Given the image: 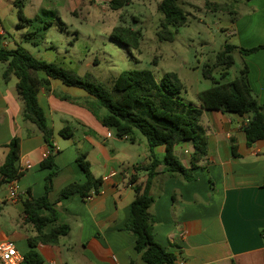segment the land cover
Returning <instances> with one entry per match:
<instances>
[{
  "label": "crops",
  "instance_id": "obj_1",
  "mask_svg": "<svg viewBox=\"0 0 264 264\" xmlns=\"http://www.w3.org/2000/svg\"><path fill=\"white\" fill-rule=\"evenodd\" d=\"M245 1L249 7L258 8L246 18L257 14L264 24V0ZM160 2L132 0L121 10L138 8L139 14L146 16L149 8ZM5 5L0 0V13ZM90 6L111 9L94 0H25L24 13L39 23L51 14L61 30L70 32L69 18L82 17L83 10ZM50 23L53 27L54 23ZM5 34L4 28L0 29L3 39ZM228 35L237 38L238 45H233L239 48L264 44L263 28L244 37L239 22L233 23ZM3 43L8 49L19 46L15 42V47H10L7 39ZM24 48L33 55L32 49ZM235 55L248 66L253 94L264 105V49L250 55L237 51L234 58ZM0 64V167L7 156L6 145L18 136L19 166L24 171L19 180L0 187V241L14 242L25 255L31 249L29 239L38 234L25 220L23 204L29 197L45 194L50 171L41 164L49 147L39 129L23 117L18 79L12 77L5 83L2 74L6 65ZM38 76L49 80L39 88L38 101L54 131V162L58 168L48 197L57 209V224L70 225L71 232L58 245L38 244L35 251L43 264H146L135 250L134 235L126 230L130 205L137 195L134 188L145 186L148 172L143 167L152 162L145 140L133 144L118 138L115 130L104 126L93 112L94 97L83 89L48 78L43 72ZM202 91L196 93L195 102L186 101L200 107L198 95ZM96 113L105 115L102 109H96ZM200 120L208 136V155L193 166L190 142L174 148L177 158L196 179L186 183L169 177L163 164L155 170L151 193L156 201L150 210L155 218V240L175 255V264H264V140L248 146L244 128L249 116L203 110ZM66 126L73 129L72 138L60 135ZM79 153L87 155L93 175L103 179L101 193L88 201L77 194L59 201L67 185L86 182L76 162ZM154 153L162 161L166 147L157 146ZM12 188L16 199L11 197Z\"/></svg>",
  "mask_w": 264,
  "mask_h": 264
},
{
  "label": "trees",
  "instance_id": "obj_2",
  "mask_svg": "<svg viewBox=\"0 0 264 264\" xmlns=\"http://www.w3.org/2000/svg\"><path fill=\"white\" fill-rule=\"evenodd\" d=\"M131 2L132 0H113L110 8L114 11L121 10ZM14 5L19 19L18 28L29 27L25 39L32 45L39 46L44 36L37 39L35 35L39 33L38 30H31L38 20L26 17L25 0H16ZM206 7L213 11H229L226 4H207ZM157 10L162 16L156 32L158 40L174 42L179 28L188 22V13L179 5L178 0H161ZM45 26L49 29L51 23L45 22ZM141 37L140 30L123 24L115 27L111 33L112 40L136 51L140 50ZM262 49L264 44L244 49L226 43L217 54L215 63L206 66L203 71V77L210 80L212 86L199 93L201 106L198 107L183 97L186 88L177 73L168 72L157 79L154 72L149 69L128 70L120 73L112 87L108 88L93 74L81 76L59 62L40 60L22 46L8 49L0 35V63L6 65L2 78L5 83L12 77L18 79L17 91L24 103L23 117L25 121L31 122L39 129L50 151L49 156L41 164L43 169L50 171L46 178L45 194L39 198L29 197L23 204L25 220L34 226L38 234L29 239L31 249L24 255L23 264H43L35 247L38 244L58 245L71 232L70 225L57 224L58 212L48 197L58 168L54 162V131L49 126L38 101L39 88L47 85L49 80L39 78L38 73L43 72L48 78L58 79L67 86L83 89L94 97L93 112L104 126L115 130L118 138L133 144L140 143L142 138L145 140L152 162L143 167L148 172L145 186L134 188L137 195L130 205L126 230L134 235L135 250L146 264H175V255L155 240L153 232L155 218L150 210L156 201L151 193L153 180L157 175L155 170L163 164L164 173L169 177L179 178L186 183L196 179L192 170L186 169L177 158L174 148L180 143L190 142L193 146L191 155L193 166L208 155V136L200 120L203 110L249 116V122L244 128L248 146L264 140L262 113L264 105H260L253 94L248 79V66L243 65L239 76L232 81L216 80L213 74L215 68H222L220 78L224 80L235 64V52L250 55ZM96 109H106L107 114L100 116ZM60 135L72 138L74 131L66 126L60 131ZM157 146L166 147L162 161L157 159L154 153ZM6 147L7 156L0 167V187L19 180L24 174L19 166L21 138L14 137ZM233 153L237 155L235 144ZM76 162L84 172L86 182L67 185L60 192L59 201L68 200L76 194L88 201L101 193L104 181L93 175L87 155L79 153Z\"/></svg>",
  "mask_w": 264,
  "mask_h": 264
},
{
  "label": "rangeland",
  "instance_id": "obj_3",
  "mask_svg": "<svg viewBox=\"0 0 264 264\" xmlns=\"http://www.w3.org/2000/svg\"><path fill=\"white\" fill-rule=\"evenodd\" d=\"M2 1L6 5L1 9L0 29L4 28L6 34L3 41L7 39L11 42L10 47H15V42L19 46H27L33 50L36 58L46 62H62L65 68L81 76L93 74L108 88L112 87L120 73L128 70L149 69L157 79L165 73L174 72L185 85L183 97L193 102L199 90L204 91L212 86V82L203 77L205 67L215 63L217 54L226 43L238 45L237 38L228 35L233 23L239 22L244 37L252 35L259 28L264 29L257 14L246 18L258 8L249 7L245 0H178L188 13V22L179 28L174 42L158 40L156 32L161 14L154 3L146 16L140 15L141 9L138 8L114 11L90 6L83 10L82 17L69 18L72 21L69 23L70 32L61 30L51 14L46 16L44 23L37 22L31 30H38L35 38L44 36V40L34 47L25 39L30 28L19 29L17 26L16 0ZM207 4H226L229 11H213L206 7ZM45 22H53L54 25L46 29ZM121 24L141 30L140 50L130 49L111 39L112 30ZM235 59L236 63L229 70L227 79L220 78L222 68L214 69L216 80L225 82L239 76L243 65L238 55H235ZM102 113L107 114V110L102 109Z\"/></svg>",
  "mask_w": 264,
  "mask_h": 264
},
{
  "label": "built area",
  "instance_id": "obj_4",
  "mask_svg": "<svg viewBox=\"0 0 264 264\" xmlns=\"http://www.w3.org/2000/svg\"><path fill=\"white\" fill-rule=\"evenodd\" d=\"M95 3L99 5H110L113 0H94ZM7 46L5 43H3ZM50 154V151L43 155V158L46 159ZM28 168H31L30 166ZM12 199H16L17 195L15 189L12 188L11 192ZM0 263L1 264H23L24 255L18 250L14 242L11 241H0ZM44 264H56L55 262H49ZM184 264V262H181Z\"/></svg>",
  "mask_w": 264,
  "mask_h": 264
},
{
  "label": "water",
  "instance_id": "obj_5",
  "mask_svg": "<svg viewBox=\"0 0 264 264\" xmlns=\"http://www.w3.org/2000/svg\"><path fill=\"white\" fill-rule=\"evenodd\" d=\"M262 113H264V110L262 111Z\"/></svg>",
  "mask_w": 264,
  "mask_h": 264
}]
</instances>
